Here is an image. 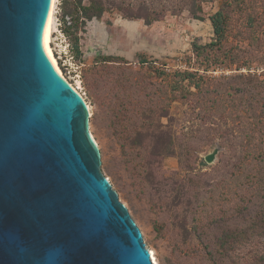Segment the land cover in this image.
<instances>
[{
  "label": "rangeland",
  "instance_id": "374dc122",
  "mask_svg": "<svg viewBox=\"0 0 264 264\" xmlns=\"http://www.w3.org/2000/svg\"><path fill=\"white\" fill-rule=\"evenodd\" d=\"M90 1L55 0L50 48L152 264H258L264 235L242 233L264 224V0H92L103 13L87 20Z\"/></svg>",
  "mask_w": 264,
  "mask_h": 264
},
{
  "label": "water",
  "instance_id": "95a60500",
  "mask_svg": "<svg viewBox=\"0 0 264 264\" xmlns=\"http://www.w3.org/2000/svg\"><path fill=\"white\" fill-rule=\"evenodd\" d=\"M49 4L0 0V264H152L42 48Z\"/></svg>",
  "mask_w": 264,
  "mask_h": 264
},
{
  "label": "trees",
  "instance_id": "16d2710c",
  "mask_svg": "<svg viewBox=\"0 0 264 264\" xmlns=\"http://www.w3.org/2000/svg\"><path fill=\"white\" fill-rule=\"evenodd\" d=\"M91 5L82 8V11L84 12V17L87 20H90L91 18L95 17L98 18L101 16V14L103 13V10L100 7H97V5L95 3H93L94 1H90ZM209 22L211 24L212 27V33L214 35V42H211L210 44H208L209 47L215 46L220 44L223 39H224V33H225V18L223 16V14L221 12H216L215 14H213L212 16L209 17ZM201 48H193V51L198 54L199 50ZM103 62H110L113 59H117L114 57H103L101 58ZM139 63H145L144 59L142 57H139ZM179 77L180 82H185L186 83V87L188 88H193L194 90H196L198 92V94H201L203 92V79L200 76H197L195 73H188V72H183V73H178L176 74ZM168 155H174V151L172 150H168ZM153 154V153H152ZM148 162H145L144 165L146 167V171H144L145 174V180L148 182L153 183L152 177V164L150 162V159H147ZM157 185V183H156ZM250 231L256 233L258 236L262 237L264 235V224H262L261 226H250L244 233H242V237L244 239H247L250 235H252L250 233ZM223 245L225 246H231V245H237V241L236 240H230L228 241L226 239V237L224 239H222V244L221 247L223 248ZM257 263L258 264H264V246H263V250L260 252V254L257 257Z\"/></svg>",
  "mask_w": 264,
  "mask_h": 264
},
{
  "label": "bare ground",
  "instance_id": "6f19581e",
  "mask_svg": "<svg viewBox=\"0 0 264 264\" xmlns=\"http://www.w3.org/2000/svg\"><path fill=\"white\" fill-rule=\"evenodd\" d=\"M54 6H55V0H50V4H49V10H48V14L46 17V21H45V27L42 33V48L46 54V56L48 57L50 63L52 64L54 70L57 72V74L64 80V82L66 84H68V86L72 89V91L78 96V98L80 99L82 106L84 108L85 114L86 116H88V107L86 106L82 96L78 93V91L72 87V85H70L69 83H67V81L63 78L60 69L57 65L56 60L54 59L52 50L50 48V42H51V37H52V33H53V15H54ZM150 258H152L153 263H155L154 257L152 252L150 253Z\"/></svg>",
  "mask_w": 264,
  "mask_h": 264
}]
</instances>
